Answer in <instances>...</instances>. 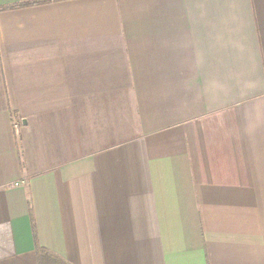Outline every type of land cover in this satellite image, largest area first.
<instances>
[{
    "label": "crops",
    "instance_id": "crops-1",
    "mask_svg": "<svg viewBox=\"0 0 264 264\" xmlns=\"http://www.w3.org/2000/svg\"><path fill=\"white\" fill-rule=\"evenodd\" d=\"M0 264H264V0H0Z\"/></svg>",
    "mask_w": 264,
    "mask_h": 264
},
{
    "label": "built area",
    "instance_id": "built-area-1",
    "mask_svg": "<svg viewBox=\"0 0 264 264\" xmlns=\"http://www.w3.org/2000/svg\"><path fill=\"white\" fill-rule=\"evenodd\" d=\"M14 130L17 132V130H18V125L17 124L14 125Z\"/></svg>",
    "mask_w": 264,
    "mask_h": 264
},
{
    "label": "trees",
    "instance_id": "trees-1",
    "mask_svg": "<svg viewBox=\"0 0 264 264\" xmlns=\"http://www.w3.org/2000/svg\"><path fill=\"white\" fill-rule=\"evenodd\" d=\"M18 7H22V6H15V7H13V8H18Z\"/></svg>",
    "mask_w": 264,
    "mask_h": 264
}]
</instances>
